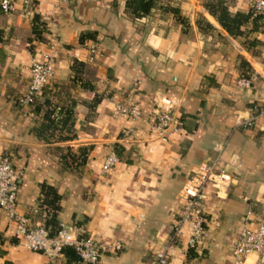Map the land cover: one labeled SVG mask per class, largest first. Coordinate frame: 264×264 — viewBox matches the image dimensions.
Listing matches in <instances>:
<instances>
[{"label":"crops","instance_id":"1","mask_svg":"<svg viewBox=\"0 0 264 264\" xmlns=\"http://www.w3.org/2000/svg\"><path fill=\"white\" fill-rule=\"evenodd\" d=\"M203 1L154 0L140 17L125 11L124 0H14L12 9L0 8V154L7 153L20 171L15 211L28 224H43L48 215L41 205L40 185L46 183L59 194L62 238L76 236L78 225L77 236L119 243L102 253V264H157L158 251L165 253L163 264H233L231 245L239 229L255 228L264 216V117L246 122L264 97V27L233 37ZM224 1L234 12L249 10L252 0ZM34 15L40 38L32 32ZM199 15L211 27L200 28ZM86 33L92 36L81 39ZM93 42L96 51L88 61ZM45 53L54 59L45 92L56 104L57 127L58 106L74 100V137L68 140L57 138L58 128L49 139L37 135L33 128L43 121L44 107L34 111L33 104L17 102L31 58ZM252 74L248 85L237 82ZM75 75L91 86H82ZM155 92L178 98L176 130L164 137L150 124ZM42 97L38 93L35 99ZM116 103H136L140 115H114ZM64 145L89 146L85 161L64 167ZM112 152L116 159L104 169ZM207 161L228 173L229 186L223 197L204 188L205 233L188 247L189 224L175 236L171 223L183 201L182 184ZM47 261L14 234V222L0 207V264ZM51 264L83 262L60 253ZM240 264H264V249L246 254Z\"/></svg>","mask_w":264,"mask_h":264},{"label":"built area","instance_id":"2","mask_svg":"<svg viewBox=\"0 0 264 264\" xmlns=\"http://www.w3.org/2000/svg\"><path fill=\"white\" fill-rule=\"evenodd\" d=\"M29 0H22L26 3ZM230 2L232 0H226ZM14 0H0V8L3 11L12 9ZM251 8L260 13L264 22V0H252ZM96 51V44L93 42L88 46L86 60L91 61ZM54 69V59L51 54L45 53L40 58L32 57L29 63L28 83L24 92L18 96L17 102L25 105L31 102L33 97L40 92L43 85L49 82ZM255 78V74L250 76H240L237 82L240 85H248L250 80ZM264 88V79L262 81ZM178 98L165 92H155L150 97L151 126L156 134L164 137L166 133L176 130L178 118L173 109L177 105ZM255 113L246 122L249 123L256 116L264 117V97L260 103L254 105ZM138 104L123 105L116 103L112 109V114L122 115L135 119L140 115ZM116 159L112 152L105 157L103 168L109 167ZM20 171L16 169L7 153L0 154V207H3L9 218L14 222V234L29 249L44 253L51 264L53 259L61 253L63 244L73 246L81 261L91 264H102L101 255L103 252L119 247L117 241L106 243L92 234L77 236L82 232V228L74 225L73 229L77 234L69 239L62 238L65 229L64 224L59 222L60 229L50 235L46 227L42 224H28L27 218L15 211L16 193L21 182ZM209 185L213 193L218 197H223L229 186L228 173L215 161L201 162L197 164L190 176L184 181L180 189V196L183 201L173 218L171 228L173 235L183 234L182 224H189V233L186 235L188 247H195L205 233L206 219L203 213V201L205 198L204 188ZM264 249V216L258 221L255 228L242 226L232 245L231 255L233 264H240L246 254L259 252ZM157 264L165 263L164 251H158Z\"/></svg>","mask_w":264,"mask_h":264},{"label":"trees","instance_id":"3","mask_svg":"<svg viewBox=\"0 0 264 264\" xmlns=\"http://www.w3.org/2000/svg\"><path fill=\"white\" fill-rule=\"evenodd\" d=\"M154 0H124V9L132 17H140L147 13L150 7L153 5ZM204 9L213 16V18L219 23V25L231 36L238 37L242 34L244 35L248 30H253L258 28V26L264 27V22L262 21L261 15L258 12H255L251 6L247 11H234L230 12L227 8V5L224 0H204L202 2ZM173 12L177 15V11L173 8ZM177 19L181 22H185L186 19L177 15ZM259 21V22H258ZM250 22V26L246 25ZM38 16L34 15L32 22V32L33 35L37 38L41 37V29L38 27ZM196 23L200 28L211 27V24L201 15L196 18ZM241 26H244L241 28ZM83 36H92L91 33H86L81 35ZM243 40V44H244ZM254 39H247L248 44H252ZM245 45V44H244ZM73 78L79 80V83L84 87H90L91 84L83 80L77 75ZM49 82L45 83L40 90V94H43L41 100H36L35 96L31 100L33 104V110L38 111L41 107H44L42 113V120L38 126L34 129L37 135L42 136L44 139H49L53 136L54 130L57 132V138L60 140H68L74 137L73 131V117H72V105L74 103L73 99L69 98L68 102L63 101V105L58 106V111L62 112L61 117L58 119L60 121V126L57 127L56 121L53 114L56 104L52 102L49 95H46L45 91L49 89L46 88V85ZM38 94V93H37ZM98 97H93V102L97 101ZM57 121V122H58ZM60 147V146H59ZM61 151V158L63 160L64 167H71L81 164L85 161L87 150L89 146L87 145H78L75 150L71 148L70 145H64ZM115 154V153H114ZM116 156V154H115ZM41 192L42 200L41 205H44L48 209V215L44 219L43 226L47 228L50 235L55 234L58 229H60V224L56 219V211L59 209L58 199L59 194L56 192L55 188L52 185L41 183ZM61 253L65 255L67 260L75 261L81 259L78 254L75 252L74 248L70 244H63L61 246ZM83 262V264H91L89 262Z\"/></svg>","mask_w":264,"mask_h":264}]
</instances>
